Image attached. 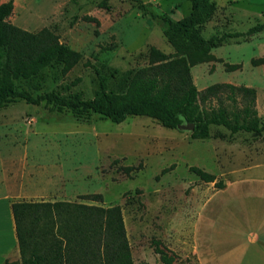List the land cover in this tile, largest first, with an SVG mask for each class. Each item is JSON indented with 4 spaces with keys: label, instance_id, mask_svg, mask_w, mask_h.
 I'll list each match as a JSON object with an SVG mask.
<instances>
[{
    "label": "rangeland",
    "instance_id": "374dc122",
    "mask_svg": "<svg viewBox=\"0 0 264 264\" xmlns=\"http://www.w3.org/2000/svg\"><path fill=\"white\" fill-rule=\"evenodd\" d=\"M12 1L8 23L29 31L46 27L81 54L66 72L53 63L16 81L34 95L54 90L91 98L97 71L112 92L123 94L131 73L147 65L150 47L174 51L134 0H107V9L100 0ZM141 1L172 19L190 11L189 0ZM210 1L215 10L202 36L245 32L257 24L263 29L211 48L213 60L190 67L192 82L199 92L215 83L254 88V117L264 124V62H250L264 58V0ZM225 64L240 67L228 71ZM227 93L200 99L199 109L210 116L223 108L232 118L230 111L244 101L237 93L233 105ZM139 163L129 175L121 169ZM193 168L213 179L205 181ZM85 193H100L102 200L78 198ZM0 196L11 202L118 204L133 264H165L156 241L173 264H264V249L253 251L249 241L252 233L264 240V131L230 132L210 124L206 137H192L145 116L115 123L93 113L82 120L19 100L0 108ZM1 226L0 264H21L12 217Z\"/></svg>",
    "mask_w": 264,
    "mask_h": 264
},
{
    "label": "trees",
    "instance_id": "16d2710c",
    "mask_svg": "<svg viewBox=\"0 0 264 264\" xmlns=\"http://www.w3.org/2000/svg\"><path fill=\"white\" fill-rule=\"evenodd\" d=\"M134 1L143 14L160 26L174 51L166 54L150 47L147 65L131 73L123 94L112 92L107 77L97 71L98 90L91 98L63 95L54 90L34 95L17 86L16 81L33 77L53 63L60 64L61 70L66 72L80 60L81 54L59 42L58 36L46 27L29 31L8 23L6 19L12 12L13 1L0 2V108L22 100L42 104L49 112H69L82 120L95 113L119 123L128 115H135L155 119L162 126L174 129L192 122V137H206L210 124L223 125L230 132L264 131V124L259 125L254 117V88L215 83L199 92L190 74L191 66L214 59L211 48L229 38L260 31L263 25L251 26L245 32L204 37L200 29L215 10L210 0H189L190 11L178 19L170 18L141 0ZM98 5L109 7L107 0H100ZM86 18L98 23L95 17ZM250 62L256 65L264 62V58H251ZM238 67L240 64H225L228 71ZM222 90H228L226 97L233 105L235 95L240 94L243 107L232 109V118L223 108L216 114L205 115L199 109V100L208 95L218 97ZM141 167L139 163L121 169L129 175ZM193 170L205 181L213 179L198 168ZM78 198L102 200L100 193L80 194ZM10 211L21 264H133L118 204L103 206L66 200L19 199L10 203ZM154 244L161 261L173 264V257L159 247L157 241ZM5 264L16 263L5 260Z\"/></svg>",
    "mask_w": 264,
    "mask_h": 264
},
{
    "label": "crops",
    "instance_id": "0c3cea01",
    "mask_svg": "<svg viewBox=\"0 0 264 264\" xmlns=\"http://www.w3.org/2000/svg\"><path fill=\"white\" fill-rule=\"evenodd\" d=\"M40 200H42V199H40ZM10 202L11 201H9L8 197L0 196V238H1V234H2V231H1V227H2L1 223H2V221L12 217L11 216V211H10ZM11 237H12L13 240L16 239L14 232H12ZM249 241H250V247H251V245L253 246L252 247L253 251L261 252V253L263 252L264 240L261 239L258 234L252 233L251 237L249 238ZM256 261L258 262V260H256Z\"/></svg>",
    "mask_w": 264,
    "mask_h": 264
},
{
    "label": "water",
    "instance_id": "95a60500",
    "mask_svg": "<svg viewBox=\"0 0 264 264\" xmlns=\"http://www.w3.org/2000/svg\"><path fill=\"white\" fill-rule=\"evenodd\" d=\"M178 128L182 130L192 131L194 128V124L192 122H188V123L185 122L180 124Z\"/></svg>",
    "mask_w": 264,
    "mask_h": 264
}]
</instances>
